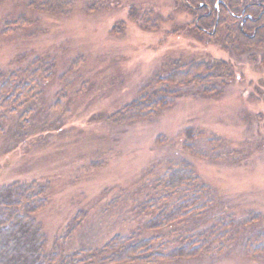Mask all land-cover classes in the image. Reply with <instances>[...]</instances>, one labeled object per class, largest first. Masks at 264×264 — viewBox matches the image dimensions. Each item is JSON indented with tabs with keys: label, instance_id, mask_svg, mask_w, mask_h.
Returning a JSON list of instances; mask_svg holds the SVG:
<instances>
[{
	"label": "rangeland",
	"instance_id": "rangeland-1",
	"mask_svg": "<svg viewBox=\"0 0 264 264\" xmlns=\"http://www.w3.org/2000/svg\"><path fill=\"white\" fill-rule=\"evenodd\" d=\"M31 1L0 0V21L19 13L33 19L23 32L0 37V68L26 66L35 57L54 59L42 96L47 125L38 137L0 156V183L48 184L49 199L37 219L49 247L75 216L69 252L99 247L147 220L141 210L155 192L153 181L170 161L185 157L171 143L182 142L184 131L192 140L188 158L196 173L226 207L256 212L264 223V118L254 116L264 113V99H250L259 96L254 86L264 77L257 57L235 54L221 43L211 46L207 35L193 29L180 0H73L65 14L29 8ZM208 55L236 60L241 78L207 95L202 88L180 87L173 101L161 99L162 108L147 122L97 121L143 96L144 87H166L168 61ZM188 128L201 133L189 135ZM254 261L262 264L264 258L247 255L239 241L202 264Z\"/></svg>",
	"mask_w": 264,
	"mask_h": 264
},
{
	"label": "trees",
	"instance_id": "trees-1",
	"mask_svg": "<svg viewBox=\"0 0 264 264\" xmlns=\"http://www.w3.org/2000/svg\"><path fill=\"white\" fill-rule=\"evenodd\" d=\"M180 1L191 16L193 29L207 35L211 46L221 43L235 54L248 59L257 57V66L264 68V0ZM216 1L221 7L218 20L213 8ZM72 3L73 0H32L27 6L65 14ZM206 5L212 9L210 15H206ZM226 8L234 12L245 8L251 19L247 18L240 28L239 20L228 14ZM32 24L29 13L7 16L0 21V37H11ZM236 65V60L229 63L209 55L190 62L168 61L165 68L169 75L164 81L169 84L162 87L171 90L165 93L168 96H164L162 89L144 87L143 96L96 119L107 126L147 122L162 108L161 99L165 103L173 101L172 95L180 87L202 88L207 95L233 78L240 79ZM54 70L55 61L48 57H35L22 67L0 68V156L29 138L38 137L45 129L43 89ZM263 81L264 77H260V84L254 86V93L259 96H250L257 103L264 99ZM152 89L160 93L153 96ZM263 114L259 110L254 116L264 118ZM186 130L192 136L201 133L198 128ZM183 134L182 142L176 146L174 140L171 143L173 151L182 152L185 157L169 162L153 181L155 192L144 199L141 212L146 211L147 220L125 235H114L99 247L66 251L67 240L79 222L75 221L77 216L49 247L37 219V212L49 199L48 184L20 180L0 183V264H202V259L227 252L239 241L247 255L264 258V223L260 215L224 205L218 191L193 168L188 158L193 152L192 140L185 131Z\"/></svg>",
	"mask_w": 264,
	"mask_h": 264
},
{
	"label": "flooded vegetation",
	"instance_id": "flooded-vegetation-1",
	"mask_svg": "<svg viewBox=\"0 0 264 264\" xmlns=\"http://www.w3.org/2000/svg\"><path fill=\"white\" fill-rule=\"evenodd\" d=\"M258 4V3H257ZM202 6V4H201ZM213 8L215 9V13L217 15V20H218V17H219V14H220V11H221V7L218 6V1L215 2ZM206 9H207V12H206V15H210L211 12H212V9L209 5H206ZM226 12L234 17H236V19L239 20L240 22V28H242L245 20L248 18V19H251V16L248 15L246 12H245V8H242L240 10V12H234L228 8H226ZM208 32V31H207Z\"/></svg>",
	"mask_w": 264,
	"mask_h": 264
}]
</instances>
